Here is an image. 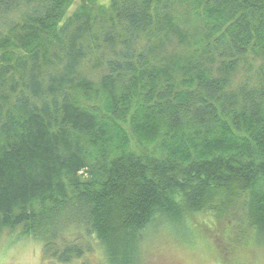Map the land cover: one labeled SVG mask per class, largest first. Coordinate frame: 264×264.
Returning a JSON list of instances; mask_svg holds the SVG:
<instances>
[{"label": "trees", "instance_id": "obj_1", "mask_svg": "<svg viewBox=\"0 0 264 264\" xmlns=\"http://www.w3.org/2000/svg\"><path fill=\"white\" fill-rule=\"evenodd\" d=\"M220 203L264 238V0H0V234L134 264Z\"/></svg>", "mask_w": 264, "mask_h": 264}, {"label": "rangeland", "instance_id": "obj_2", "mask_svg": "<svg viewBox=\"0 0 264 264\" xmlns=\"http://www.w3.org/2000/svg\"><path fill=\"white\" fill-rule=\"evenodd\" d=\"M212 208L211 214H186L180 223L162 222L151 229L139 242L134 264H264V238L245 229L244 206L220 203ZM241 231L249 232L245 243ZM100 254L92 260L100 262ZM0 264L52 263L44 259L38 241L5 230L0 234Z\"/></svg>", "mask_w": 264, "mask_h": 264}]
</instances>
